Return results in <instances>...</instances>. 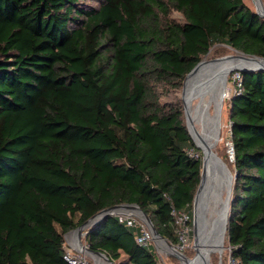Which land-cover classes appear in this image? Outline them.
I'll use <instances>...</instances> for the list:
<instances>
[{
  "label": "trees",
  "instance_id": "trees-1",
  "mask_svg": "<svg viewBox=\"0 0 264 264\" xmlns=\"http://www.w3.org/2000/svg\"><path fill=\"white\" fill-rule=\"evenodd\" d=\"M216 45L264 58V18L245 0H0V264H67L65 234L121 204L176 244L170 212L191 225L202 155L182 101L160 97ZM240 75L225 238L240 264H264V72ZM135 234L108 215L85 245L161 264Z\"/></svg>",
  "mask_w": 264,
  "mask_h": 264
},
{
  "label": "bare ground",
  "instance_id": "bare-ground-1",
  "mask_svg": "<svg viewBox=\"0 0 264 264\" xmlns=\"http://www.w3.org/2000/svg\"><path fill=\"white\" fill-rule=\"evenodd\" d=\"M258 1V0H257ZM256 2V0H255ZM258 11L260 14H264V6L261 2L259 3ZM220 60V61H218ZM211 61H218L213 65H203L192 74H190L183 85L181 91V101L184 103V116L187 123V129L190 135V138L195 142L194 144L203 149L205 153V172L204 178L205 183L203 188L198 195L196 200V216H195V244L194 249L196 256L192 261H189L183 264H201L205 261L210 262V257L212 253L221 252L223 238L225 235L226 226H225V211L227 203V194L231 189V180L225 168L218 162L214 157L208 155L209 151L214 146L217 139V128L221 123V111L223 107V97L225 94L226 86L223 87L222 81L224 77L225 69L229 66L235 65H262L264 66V60H252L244 59L239 55H229L219 59H214ZM204 66V67H203ZM210 83H214L216 100L219 102L216 113L209 115L208 123L204 128L202 134L196 133L194 130L192 121V103L193 98L197 92L203 90L205 86ZM221 167L225 170L227 174L228 189L226 193V202L222 201V190L220 178L221 176H226L224 170H221ZM208 188L211 190V194H208ZM210 196V207L207 210L206 204L207 199ZM71 242L76 241V235L72 234L69 236ZM76 247L86 253L85 248L80 246L78 242L75 243ZM158 245H163L159 242ZM164 246V245H163ZM169 250V249H168ZM172 252L171 250H169ZM95 261L99 264L103 260L99 257L91 255Z\"/></svg>",
  "mask_w": 264,
  "mask_h": 264
},
{
  "label": "rangeland",
  "instance_id": "rangeland-1",
  "mask_svg": "<svg viewBox=\"0 0 264 264\" xmlns=\"http://www.w3.org/2000/svg\"><path fill=\"white\" fill-rule=\"evenodd\" d=\"M260 2L262 4V6H264V0H260ZM245 3L249 7L253 8L255 10V6H254L252 0H245ZM169 18L174 20V21H177V22L182 21V17L176 12H171V14L169 15ZM229 55L234 56L237 54L225 46H222V45L213 46L210 49L209 53L207 54L206 58L204 59V57H203L201 59V63L198 65V67L194 71L198 70L202 66V64L206 65V66L207 65H213L220 60H218V61H211V60L219 59V58L229 56ZM230 75H228V77H227L226 90H225V94L223 97L224 101H223V107H222V111H221L220 140H219V143L215 147V153L224 162V164L227 166L228 170L230 171L231 175L233 176V173L230 169V165L232 162L229 159L228 154H227V143L230 141L229 118H228V100L230 99L231 95L234 93V85L231 82ZM182 87H183V83H182V86L179 90L163 89V92L161 93L163 95H161V97H160L161 102L174 103V102L180 101L181 100L180 95H181ZM215 97H216V95H215L214 83H210L207 86H205L203 88V90H201L200 92H197L193 98L192 110H191V115L193 118L192 124H193V127L195 128L194 130H196V133H198V134L203 133L204 128L206 127V125L208 123L209 115L211 116V115L216 113L219 102L216 100ZM182 108H183V103H182ZM183 116H184V108H183ZM184 121H185V126H186L185 116H184ZM194 143L195 142H193V144ZM199 152H200V154H202L201 151H199ZM221 170H224V169L221 167ZM224 172H225V170H224ZM225 174H226V172H225ZM227 177L228 176L226 174V176H223V177L221 176V178H220L223 203L226 202L225 198H226V193H227V189H228ZM208 194H211L210 188H208ZM231 194H232V190H231ZM209 207H210V196L207 199L206 209L208 210ZM193 211H194V209H193V205H192L191 235H190V239H189V247L185 249V251L188 253L185 254V251L180 252V253L184 254L187 258H193L195 256V249H194L195 238H194V231H193V225H192ZM195 216H196V207H195ZM222 238H223L222 251L211 254L212 261H211V257H210V264H227V262L230 258L229 247L227 245L225 235H223ZM80 242L83 246L87 247L85 245V237L83 235L80 237ZM75 243H76V241H75ZM171 245L175 248L174 244H171ZM160 246H163V245H160ZM151 247H152V250L157 254V257H158L161 264H172L173 261H176L178 264H180L179 260L177 258H175L173 255H171V252L169 251L170 249L168 250V248L166 246L158 247L153 242L151 244ZM81 253L84 254L85 256H87L86 258L89 261V264H99L97 261H95V259L92 256H88L83 252H81ZM100 264H107V263L102 260L100 262Z\"/></svg>",
  "mask_w": 264,
  "mask_h": 264
},
{
  "label": "water",
  "instance_id": "water-1",
  "mask_svg": "<svg viewBox=\"0 0 264 264\" xmlns=\"http://www.w3.org/2000/svg\"><path fill=\"white\" fill-rule=\"evenodd\" d=\"M254 6H255V12L258 16L264 18V14H260L258 11V5L260 3V0H252ZM230 50H232L234 53H236L237 55L241 56L244 59H252V60H264V58L261 57H257V56H247L245 54H243L242 52H239L235 49L229 48ZM207 55L204 56V59L206 58ZM201 63V61L195 65V67L186 75L185 79L183 80V85L184 82L186 80V78L193 72V70ZM234 71H238L241 72L243 74L245 73H255V72H264V66L262 65H247V64H242V65H235V66H229L225 69L224 72V77H223V81H222V85L223 87L226 86L227 83V77L228 75H230L232 72ZM183 88V87H182ZM181 99V98H180ZM223 99V98H222ZM183 108H184V103H183ZM185 113V111H184ZM186 127H187V123H186ZM188 132V129H187ZM220 126H218L217 128V139L216 142L214 144V146L212 147V149L209 151L208 155L210 157H214L218 160V162L223 166V168H225V170L227 171L229 178L231 180V189L227 194V203H226V211H225V226L227 227V220H228V213H229V209H230V205H231V190H232V186H233V182H234V177L231 175L230 171L228 170L227 166L224 164V162L216 155L215 153V147L216 145L219 143L220 140ZM189 134V132H188ZM190 136V135H189ZM195 147L202 152V156H201V171H200V180H199V184L197 187V190L195 192L194 198H193V231H194V238H195V204H196V200L198 198V195L200 194L203 185L205 183V178H204V172H205V153L203 151V149H201L199 146L195 145ZM120 209H129V210H134L137 212L139 218L141 220H143L147 226L149 227L152 235H153V239L154 242L155 241H161L168 249H170L171 255H173L175 258H177L180 262V264H183L182 261H184L185 263L192 261L195 256H196V252H195V256L193 258H187L184 254L180 253L179 251H177L169 242H167L163 237H161L159 235V233L155 230L154 226L152 225L151 221L149 220V217L135 204H121V205H115L112 207H108L106 209L101 210L100 212L96 213L95 215H93L92 217H90L88 220H86L82 225L78 226L76 229L69 231L68 233L65 234L64 238H66L67 235H72L75 234L76 235V241L78 242V244H80V246H82L83 248H85L86 251V255L91 256L94 255L96 257H99L101 259H103V261H105L107 264H113L106 256L104 253L102 252H97V251H92L90 250L88 247H85L81 244L80 242V237L83 235L84 237L86 236V230L93 226L94 224H96L97 222H99L102 218H104L105 216L111 215L114 216L115 215V211L116 210H120ZM194 244H195V240H194ZM76 247V246H75ZM76 250L79 252H83L81 250H79L76 247ZM84 253V252H83ZM201 264H210V262L205 261L204 263Z\"/></svg>",
  "mask_w": 264,
  "mask_h": 264
},
{
  "label": "built area",
  "instance_id": "built-area-1",
  "mask_svg": "<svg viewBox=\"0 0 264 264\" xmlns=\"http://www.w3.org/2000/svg\"><path fill=\"white\" fill-rule=\"evenodd\" d=\"M231 82L234 85V93L241 90V75L240 72L234 71L230 75ZM230 133V124H229ZM230 135V134H229ZM227 154L231 162L234 160V150L231 140L227 143ZM187 155L191 158H197V154L192 150L187 151ZM166 200H169L165 196ZM170 215L172 217V225L174 230V235L176 237L175 248L179 252H184L186 248L189 247V239L191 235V225L189 223L190 219L188 214L182 210L171 209ZM119 223L124 224L127 228L136 229L135 242L139 246H149L154 242L153 235L147 226V224L141 220L134 210L120 209L115 211V215ZM70 235H67L64 245L63 260L67 264H89L87 256L76 250V245L69 239ZM161 241H155V245L158 247H163L158 245ZM162 243V242H161ZM163 244V243H162ZM164 245V244H163ZM165 246V245H164ZM230 252V248H229ZM227 264H240V261L230 258Z\"/></svg>",
  "mask_w": 264,
  "mask_h": 264
}]
</instances>
